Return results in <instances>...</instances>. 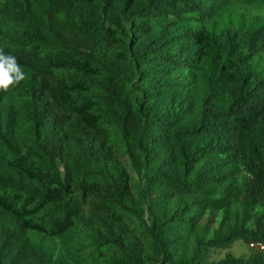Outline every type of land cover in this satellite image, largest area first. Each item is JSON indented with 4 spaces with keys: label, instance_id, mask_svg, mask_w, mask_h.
Here are the masks:
<instances>
[{
    "label": "trees",
    "instance_id": "trees-1",
    "mask_svg": "<svg viewBox=\"0 0 264 264\" xmlns=\"http://www.w3.org/2000/svg\"><path fill=\"white\" fill-rule=\"evenodd\" d=\"M142 2L125 0L120 11L104 4L101 11L95 0H10L0 9L11 31L0 48L26 75L16 87L22 117L39 139L50 130L44 155H21L1 131L15 128V111L9 94L0 93V147L12 154L0 150V264H45L46 253L29 235L65 239L87 209L111 220L108 237L94 238L95 250L116 249L117 264L158 263H146L144 249L117 228L131 212L128 185L92 147L110 138L107 127L121 134L145 181L151 224L144 225L160 262L205 264L200 241L188 262L175 261V252L205 211L234 204L242 208L240 229L207 245H264V20L243 17L215 30L207 25L234 0ZM245 2L264 6V0ZM57 14L83 38V51L61 41ZM128 19L129 36L120 30ZM79 144L104 162L107 180H76L71 147ZM242 171L249 179H239ZM220 188L223 197L213 200ZM257 208L263 215L252 231L246 224ZM221 264H264V254Z\"/></svg>",
    "mask_w": 264,
    "mask_h": 264
},
{
    "label": "rangeland",
    "instance_id": "rangeland-1",
    "mask_svg": "<svg viewBox=\"0 0 264 264\" xmlns=\"http://www.w3.org/2000/svg\"><path fill=\"white\" fill-rule=\"evenodd\" d=\"M10 0H0V9L3 8ZM125 0H95V3L103 10V5L107 8L112 7L115 11H120L123 8ZM137 6L143 4L142 0H136ZM128 12V11H126ZM103 15V20L106 26L109 25L111 19ZM248 21L264 20V6L256 7L249 6L245 0H234L229 11L222 16L217 22H210L207 27L209 29L220 30L225 27L234 25L242 18ZM56 23L61 33V41L66 45L75 48L79 51L84 50L83 38L75 31L70 29L66 24V20L62 14L56 15ZM129 23L131 20H124L120 26V30L124 35H130ZM156 31H160L161 27L155 20L150 22ZM2 32V33H1ZM11 35L9 22L0 14V45L4 42L2 35ZM10 105L14 109V125L11 129L4 126L1 131L3 134H8L11 147L18 151L21 155L26 153H37L44 155L41 151V144L46 142L50 130L46 129L42 133V137L37 138L30 130L25 118L22 117L23 99L19 95L16 88L9 92ZM110 138L108 140L100 138L93 142L92 147L94 152H102L107 157L108 166L116 170L124 178L128 185L126 192V203L130 209L127 219L117 228L124 229L130 240L136 245L144 249V259L147 263L158 262L157 264H165L160 262V257L157 254L154 241L149 237V232L144 225L146 222L151 224L148 207L150 205V196L145 186V181L142 175L136 173L132 168L131 160L129 159L125 144L121 134L110 127ZM85 144L72 146V153L77 157L78 163L75 167L76 180L83 181L85 184L94 181H103L109 178V171L104 167L103 163L97 159V154L85 151ZM3 149L7 156H11V152ZM89 153V154H86ZM62 176L65 175L63 164L59 165ZM239 179H249L248 175L242 171L239 174ZM223 197V190L218 189L217 193L212 198L218 199ZM263 215L260 208L253 212L248 220L246 227L249 230H255V224L259 217ZM111 220L105 216H100L91 210H85L78 218H76L73 232L64 238L49 239L39 233H31V244L35 248H40L46 253L45 264H117L118 252L112 247H103L99 251L95 250L93 245L94 238L98 235L108 237L107 226ZM242 223V208L238 204H234L228 210H220L215 212L205 211L199 224L193 228L188 237L183 240L182 245L175 252V261L188 262L197 250V242L200 241L203 245L204 263L205 264H221L228 257L235 259L247 260L255 254H264L261 252L257 243L245 244L243 241L234 242L230 248H211L207 245L209 241L217 235L225 237L232 229H240Z\"/></svg>",
    "mask_w": 264,
    "mask_h": 264
},
{
    "label": "clouds",
    "instance_id": "clouds-1",
    "mask_svg": "<svg viewBox=\"0 0 264 264\" xmlns=\"http://www.w3.org/2000/svg\"><path fill=\"white\" fill-rule=\"evenodd\" d=\"M26 75L17 58L0 48V93H9L18 87Z\"/></svg>",
    "mask_w": 264,
    "mask_h": 264
},
{
    "label": "built area",
    "instance_id": "built-area-1",
    "mask_svg": "<svg viewBox=\"0 0 264 264\" xmlns=\"http://www.w3.org/2000/svg\"><path fill=\"white\" fill-rule=\"evenodd\" d=\"M258 246H259V248H260L261 252H263V253H264V245H262V244H258Z\"/></svg>",
    "mask_w": 264,
    "mask_h": 264
}]
</instances>
